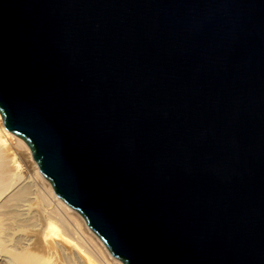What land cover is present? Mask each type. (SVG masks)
I'll return each mask as SVG.
<instances>
[{"label":"water","instance_id":"1","mask_svg":"<svg viewBox=\"0 0 264 264\" xmlns=\"http://www.w3.org/2000/svg\"><path fill=\"white\" fill-rule=\"evenodd\" d=\"M0 114L124 264H264V0H0Z\"/></svg>","mask_w":264,"mask_h":264},{"label":"bare ground","instance_id":"2","mask_svg":"<svg viewBox=\"0 0 264 264\" xmlns=\"http://www.w3.org/2000/svg\"><path fill=\"white\" fill-rule=\"evenodd\" d=\"M21 149L31 157L0 114V264H124L57 195L34 159L32 175H20Z\"/></svg>","mask_w":264,"mask_h":264},{"label":"rangeland","instance_id":"3","mask_svg":"<svg viewBox=\"0 0 264 264\" xmlns=\"http://www.w3.org/2000/svg\"><path fill=\"white\" fill-rule=\"evenodd\" d=\"M20 152L21 153L25 152V153L19 155V160H18L19 172L23 178L27 179L30 175H32L33 170H32L31 166L34 163V160H33L32 155H31V157L28 156V154L26 153V150L21 149ZM20 156H22V157H20Z\"/></svg>","mask_w":264,"mask_h":264}]
</instances>
